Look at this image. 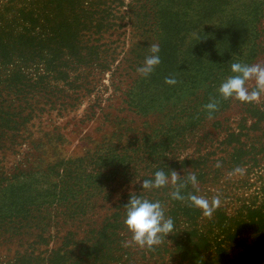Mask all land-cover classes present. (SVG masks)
<instances>
[{"label":"trees","instance_id":"1","mask_svg":"<svg viewBox=\"0 0 264 264\" xmlns=\"http://www.w3.org/2000/svg\"><path fill=\"white\" fill-rule=\"evenodd\" d=\"M263 38L264 0H0V264H264V183L225 200L228 173L240 166L247 179L264 151V97L218 92L231 63L264 64ZM154 43L162 62L143 77ZM105 75L134 118L111 115L116 129L92 151L40 167L32 127L85 97L95 116ZM192 133L198 145L183 154ZM160 169L194 172L199 191L189 183L181 194L219 193L221 207L209 219L173 200L171 184L143 190ZM133 192L174 221L152 250L122 246Z\"/></svg>","mask_w":264,"mask_h":264},{"label":"clouds","instance_id":"2","mask_svg":"<svg viewBox=\"0 0 264 264\" xmlns=\"http://www.w3.org/2000/svg\"><path fill=\"white\" fill-rule=\"evenodd\" d=\"M149 51L150 55L146 56L143 66L137 68L138 74L143 77L152 74L162 62L159 44H151ZM231 72L233 75L227 77L218 89L221 97L224 100L232 99L241 103H259L264 96V64L235 62L231 63ZM165 83L176 85L178 81L175 78L166 77ZM204 109L208 112V118L212 119L213 113L219 110V101L210 98V102L204 105ZM216 167H221V164L217 162ZM245 171L243 167L237 166L228 173V176H243ZM189 183L197 192L199 191L197 176L194 172L188 171L181 178L175 170H172L169 176L160 169L155 172L154 180H143L142 188L143 190L160 189L171 184L174 189L170 193L173 200L188 201L189 206L202 210L204 217L212 218L222 205L220 194L217 193L211 199L192 193H188L187 196L182 195L181 190ZM124 208L126 210L124 223L131 238L123 242V247L136 246L140 249L152 250L175 231L173 219L166 217L165 208L159 201H150L133 192Z\"/></svg>","mask_w":264,"mask_h":264},{"label":"rangeland","instance_id":"3","mask_svg":"<svg viewBox=\"0 0 264 264\" xmlns=\"http://www.w3.org/2000/svg\"><path fill=\"white\" fill-rule=\"evenodd\" d=\"M127 2L128 0H124ZM264 42V38H263ZM264 56V53L263 55ZM260 62L263 60L260 59ZM103 83L108 86V75H105ZM93 96V95H91ZM117 95L113 92L110 86L104 87L100 91V106H103V110L100 111L99 108L95 109V116H87L90 109L87 111V107L90 104V99L93 97H85L82 99L79 106L70 113H65L58 115L52 112L49 115H43L40 123H36L32 127L31 131L35 136H38L39 148L35 151V154L39 155L37 162H39L40 167L47 164H53L57 161L63 159H70L79 156L86 155L88 150L92 151L97 144L101 143L103 136H109V134L116 129V123L111 121V115L123 116L127 119V122L131 120L133 115L126 113L125 110H121L123 103L120 99H114ZM264 97V96H262ZM108 114V115H107ZM228 122H234L239 118L240 114L235 108L229 113ZM37 120L36 122H38ZM211 124L207 123L202 131H209ZM47 130H52L56 134H48L43 136V132ZM58 133V134H57ZM193 133L188 137V145L183 154L194 151L195 147L198 145L196 142L197 137L193 136ZM19 156V155H18ZM6 157L9 161L12 155H7ZM252 171H249L248 178H243L238 176L240 180L232 178L225 187H230L233 192H228L230 195L225 196V200L230 203V199L246 197L248 193L259 187L264 183V151L259 153L257 156V164L254 166ZM247 174V172H246ZM248 180V181H247ZM252 183V184H249ZM209 186V185H208ZM220 187V186H218ZM211 190H215L213 187ZM236 193V195H233ZM68 229H76L75 226L67 225ZM2 250V248H0ZM2 256V255H0Z\"/></svg>","mask_w":264,"mask_h":264}]
</instances>
